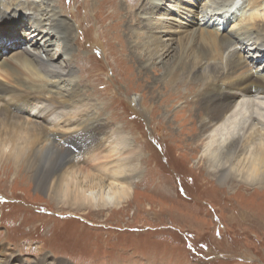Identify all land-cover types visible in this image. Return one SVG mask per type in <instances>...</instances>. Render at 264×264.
<instances>
[{"label": "rangeland", "instance_id": "1", "mask_svg": "<svg viewBox=\"0 0 264 264\" xmlns=\"http://www.w3.org/2000/svg\"><path fill=\"white\" fill-rule=\"evenodd\" d=\"M148 1L151 0H115L116 6L121 3L125 9L118 16H111L115 4L114 1L107 4V0L1 2L0 11L3 12H9L12 6L21 9L29 6V17H38V20L39 13L35 18V9L30 10L35 6L40 11L45 9L52 15L50 20L57 16L55 26L63 24L67 28L58 30L61 40L64 33L70 37L65 38L62 45L52 32L47 50L41 49L42 43L37 46L38 50L26 44L10 55H2L0 58L6 59L0 62L15 61L13 55L28 49L29 57L37 55L51 71L65 74V80H60L50 73L47 81L50 90L46 95L51 92L60 98L68 90L78 89L77 101L82 96L86 98L90 120L96 119L107 132L120 130V135L126 139L124 146L134 147L138 156L134 164H138L139 169L131 179L134 193L131 199L119 209L98 211H80L50 201L35 189V182L45 179L46 170H37L38 178L32 175L36 169L32 174L29 172L31 183L21 178L25 173L23 170L21 175L17 174L19 177L14 176L15 169L10 174L6 173L8 168L0 170V258L10 254L21 264L40 260L43 255L64 264H264V193L236 186L237 181L229 179L220 186L216 177L208 174L205 170L208 164L199 154L203 146H194L202 142H194L199 136L198 125L185 104L186 95L182 97L185 89L181 96L174 98L170 90L157 83L163 79L164 71L169 70L162 66L174 62L178 42L186 36L176 37L174 24L178 25L179 20L181 24L189 25V20H197L195 16L185 18L186 7L197 14L202 3L214 6L225 0H199L194 5L192 0H164L159 14H155L156 9H149L146 11L149 16L141 15L145 22L148 20L152 24L153 21V24L146 26L141 21L137 27L140 33H144V29L152 30L156 22L169 19L162 22L167 27H159L160 36L155 33L164 44H170V51H173L163 58L161 65V53L153 51V46L151 51L142 47V61L133 56L118 23L125 22L122 19L124 12L136 10L138 14L141 3L143 6ZM231 9L234 11L229 14H234L240 7ZM129 18L135 29V20ZM215 20L209 30L219 28L230 32L235 25L232 23L234 17H229L227 23L214 17ZM23 26L30 27L28 24ZM12 28L14 26L10 25L9 29ZM20 28L22 25L11 35L21 36L25 28L21 32ZM195 30L196 27L189 28L188 32ZM29 31L30 28L25 29V32ZM170 37L173 41L167 42ZM196 49L198 46H193L189 59L193 58ZM234 50L240 51L235 55L240 62L255 60L264 65V57L256 55L251 46L231 47L228 51ZM219 68L224 70V67ZM189 86L195 89V85ZM190 95L194 96L193 93ZM190 146L196 149L191 156ZM85 170L82 166V171ZM89 171L95 174V171Z\"/></svg>", "mask_w": 264, "mask_h": 264}, {"label": "bare ground", "instance_id": "2", "mask_svg": "<svg viewBox=\"0 0 264 264\" xmlns=\"http://www.w3.org/2000/svg\"><path fill=\"white\" fill-rule=\"evenodd\" d=\"M3 1L0 0V4ZM113 1L115 5L111 16H118L125 9L121 3L116 6L115 0H107L106 3L112 4ZM196 1L199 0H192V4ZM163 2L166 1L151 0L146 4L144 2L143 6L141 3L137 9L138 14L136 10L126 11L122 14L125 22L118 21L124 30L121 29L127 48L140 61L144 57L143 46L150 51L153 46V51L161 53L160 65L163 58L171 52L170 44H164L159 37L161 32H158L162 25L167 27L162 22L169 19L156 22L150 31L144 29V33H140L137 30L141 21L146 26L153 24V21L152 24L148 20L145 22L141 15L149 16L146 13L149 9H156L155 14H159ZM196 6L194 8H199ZM238 6L240 9L237 13L229 14L234 11L231 8ZM27 7L21 9L12 6L9 12L0 11V17L3 18L0 20V57L7 53L10 55L26 44L38 50L37 46L42 43L44 46L41 49L47 50L48 37L52 36V32L53 36H58L62 45L65 38L70 37L64 33L62 41L57 34L58 30H67L63 24L55 26L57 16L50 20L52 15L49 12L45 9L40 11L35 6L30 11L35 9L34 16L36 18L39 13L40 19H32ZM200 8L201 11L196 14L192 8L186 7L185 18L197 17V20H189L191 24H181L179 20V26L174 24L176 37L180 39L181 35L186 34L185 41L178 42L174 62L162 66L169 70L164 71L161 77L163 79L157 83L163 89L170 90L174 98L181 96L185 89L182 97L186 95L185 104L198 125V140L193 139L194 142H202L194 146H203L200 147L199 154L201 159L206 160L205 164H208L207 169L205 168L208 174L215 176L220 186L229 179L237 181L236 186L264 193V65L255 60L250 63L240 62L235 56L240 51H228L231 47L238 46L242 49L251 46L256 55L264 57V0H225L214 6L202 3ZM222 11L224 12L221 14ZM210 12L214 14L208 16ZM19 15L23 17L20 18ZM129 17L135 20V29L131 27ZM214 17L223 23H227L229 17H234L232 23L235 25L230 32L220 31L219 28L209 30L210 25L213 27V22H216ZM27 24L30 26L29 33L25 32L28 28L23 26ZM10 25L14 26L12 30L9 29ZM21 25L20 32L25 28L20 33L22 37L19 34L20 38L11 35ZM195 27L197 30L188 32L189 28ZM168 41H173L172 37ZM195 45L198 49L193 58L189 59V52ZM27 50L13 55L12 59L15 61L0 62V170L8 168L10 170L6 173L10 174L15 169V177L17 174L21 175L23 170L22 173L27 174L24 173L21 178L26 180L31 179L29 172L38 178L37 170L41 168L48 171L44 180L35 182V189L55 204L73 206L80 211L121 208L134 194L131 179L139 169L138 164H134L138 159L137 153L132 149L134 147L130 148L131 145L128 144L124 146L126 139L120 135V130L110 133L96 119L90 120L86 112V98L82 96L77 101L78 89L68 90L60 98L53 96L51 92L47 96L46 92L50 90L47 83L50 73L56 74L60 80H65V74L51 71L39 56L29 57ZM225 55L227 60L224 59ZM2 59L6 58H0ZM152 65L151 70L154 71L155 65ZM219 67H224V70ZM188 78L190 80L186 82ZM190 84L195 85V89ZM154 87H157L156 84ZM192 93L193 97L190 95ZM195 150V147H191L190 156L195 154ZM44 160H47L46 164L43 163ZM82 166L86 167L85 172L82 171ZM33 170L35 171L32 172ZM89 170L95 171V174ZM0 264L21 263H18L15 256L8 254L0 258ZM29 264L64 263L54 262L43 255L40 260Z\"/></svg>", "mask_w": 264, "mask_h": 264}]
</instances>
